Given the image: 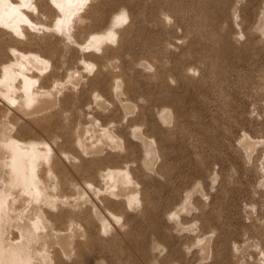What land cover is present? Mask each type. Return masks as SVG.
Segmentation results:
<instances>
[{
	"label": "rangeland",
	"instance_id": "374dc122",
	"mask_svg": "<svg viewBox=\"0 0 264 264\" xmlns=\"http://www.w3.org/2000/svg\"><path fill=\"white\" fill-rule=\"evenodd\" d=\"M3 1L20 3V0ZM130 1L135 4L131 5ZM119 3L125 6L124 10L129 13L130 18L138 14L145 16L143 27L134 37L133 44H136L127 54L128 60L137 65L133 80L159 77L160 74L148 67L147 63L152 62L168 64L167 73L173 78H170V83L176 84V79L188 81L181 84L177 80L178 88L177 85H170L171 89L174 87L173 94L178 97L180 95L182 100L173 96L161 99L158 95L169 87L165 83L156 84L157 86L150 84L151 87L149 83H145L148 87L144 86L149 88L146 89L140 86L143 83L141 80L142 83L139 81L140 85L137 83L136 86L143 88L135 87L133 93L137 95L134 97L131 92L134 100L138 98L137 100L144 101L145 97H151L145 102L152 104L156 99L154 109L179 106L171 111L175 120L168 124L172 126L176 123L174 128L171 127L173 129L170 131L175 130L169 136L177 142L164 146L171 153L162 156L161 162L150 170L153 175L168 173L169 180L161 186L145 182L135 191L140 208L129 216V222L134 227L125 237L107 221L105 226L100 214L94 215L100 236L106 237L98 239V246L103 250L115 247L122 252L117 257L107 259L106 263L140 264V261L129 258L128 244L135 243L142 250L152 247V251L158 254L163 247H159L157 243L164 242L172 247L190 246L177 256L170 254L173 261H184V264H264V25L260 21L262 17L259 12V9L264 8V0H122ZM49 4L51 7L48 11H56L58 6L52 1ZM20 8H23L22 2ZM36 9L32 14L29 12L28 17L32 21L37 19ZM83 10L84 8L70 18L69 28L74 30V22L75 30L71 41L66 40L67 46L64 44L66 49L61 36L51 40L49 46L39 43L38 40H46L43 35L48 30L37 29L29 23L25 25L20 20L19 26L24 32L34 33L36 43L19 42L21 35L14 33V30L6 31L1 23L0 39L6 40L9 51L19 44L21 48L39 52L51 59V70L41 73L44 77V81H41L43 86H49L55 78L66 73L72 76L74 72H85L92 78L97 73L96 67L92 70L84 68L88 71L86 72L79 69V65H69L73 59L77 62L79 56L77 48L70 51L72 41L75 38L85 40L93 34L92 31L95 33V30H99L91 18L89 8L82 19L90 20L92 25L87 31H81L78 21L81 20ZM52 15L54 14L41 16L49 27L53 23ZM128 23L130 21L126 20V25ZM215 24H220L223 31L231 34L230 45L225 49L214 48L211 30ZM107 28L104 26L102 29ZM109 46L112 49L114 42ZM51 48H55L56 53H52ZM92 52L91 48L86 50L89 53L87 59H95ZM144 62L147 67L142 65ZM108 69L113 74L119 71L112 63H108ZM70 75L67 76L69 82L64 84L65 89L61 90L64 92L72 89L73 94L67 97V94L61 95L59 89L63 85L59 84L56 87L57 95L65 98V103L57 111L51 110L46 115L47 121H37L31 117L28 123H48L52 133L45 134L57 135L68 149L77 154L81 149L70 139L75 134L70 120L84 116L86 121L93 99L89 96V85L83 86L81 81L73 77L72 80ZM145 102L143 104L146 105ZM142 103L139 102V107ZM69 110H72V117L69 112L66 115ZM122 112L123 108L116 109L117 114ZM138 118V122H141L142 119ZM108 120L114 118L106 112L102 119L98 118L97 127L105 126ZM5 123H9V118L1 115L0 127ZM153 130L159 140L161 130ZM163 133H168L167 129ZM36 136L44 138L40 132ZM128 146L135 155L143 156V152L134 145ZM247 147L251 149L250 153L246 151ZM122 163V159L115 153L99 163L92 160L88 164L98 170L117 167ZM39 171L44 177V168ZM188 185L197 186L199 191L188 195ZM147 198L155 205L156 212L148 207ZM72 200L75 202L76 197ZM186 204L191 208L198 206L201 210L188 214V207H183ZM93 209L96 210L94 207ZM172 210L181 211L174 215ZM165 213H169L171 219L164 220ZM77 215L78 221L86 220L85 214ZM196 221L200 224L194 225ZM121 222L124 223L123 219ZM155 222L163 226H174L178 234H151ZM65 224L69 226L66 221L62 223ZM73 230L74 228L69 229L71 233ZM110 237L112 238L109 239ZM205 240H209L206 250L196 248L198 242ZM70 251L73 255L75 249ZM165 251L164 248L160 255Z\"/></svg>",
	"mask_w": 264,
	"mask_h": 264
},
{
	"label": "bare ground",
	"instance_id": "6f19581e",
	"mask_svg": "<svg viewBox=\"0 0 264 264\" xmlns=\"http://www.w3.org/2000/svg\"><path fill=\"white\" fill-rule=\"evenodd\" d=\"M51 1L58 6L56 11H48ZM87 2L89 3L85 8ZM119 2L122 0H37L36 4V0H20L17 4L0 0V23L6 31L14 30V33L21 35L19 42L36 43L34 33L24 32L19 26L20 20L25 25L29 23L37 29L48 30L43 35L46 40H38L39 43L49 46L51 40L61 36L66 49V40L71 41L75 30L74 22V30L69 28L70 18L83 8L81 20L78 21L81 31H87L92 25L90 20L82 19L89 8L91 18L99 28L95 33L92 31L93 34L85 40L75 38L72 41L70 51L77 48L79 56L77 62L73 59L69 63L70 66L79 65L81 68H78L82 70L96 67V75L90 78L85 72H74L72 76L66 73L55 78L49 86L41 83L44 81L41 73L51 70L53 64L51 66L50 58L21 48L19 44L9 51L6 40L0 39V116L9 118V123L0 127V264H108L107 259L117 257L122 252L115 247L103 250L98 246V239L106 237L100 236L94 215L100 214L105 226L107 221L125 237L134 227L129 222V216L140 208L135 191L142 183L161 186L170 178L166 172L153 175L150 170L161 162L162 156L171 153L164 146L177 142L169 136L175 130L170 131L176 123L171 124L173 128L169 123L175 120L171 111L179 106L157 107L155 111L153 103L156 99L154 101L153 98L152 106L151 102H148L150 105L146 103L151 97H145L142 100L143 103L146 100L145 105L138 98L134 100L131 94L135 93L137 83L142 80L141 85L138 83L140 86L146 85L145 83H149V87L150 84L169 85L167 91L164 88V93L158 95L161 99L173 96L182 100L180 95L178 97L173 94V86L187 83L188 80L176 79V84H172L169 82L172 77L167 73L168 64L152 62L147 63L148 67L160 74L159 77L133 80L137 65L128 60L127 54L136 44H133L134 37L143 27L145 16L138 14L130 18L129 13L124 10L125 6H121ZM130 4L135 3L130 1ZM35 9L38 12L35 15L37 19L32 21L28 16ZM259 12L262 17L260 21L264 25V8L259 9ZM49 14H54L50 27L41 17ZM126 20L130 24L126 25ZM104 26L108 28L103 30ZM211 36L214 48L225 49L230 45L231 34L223 31L220 24H215ZM113 42L115 46L111 49L109 45ZM90 48L94 60L87 59L89 53L86 50ZM50 51L56 53L55 48ZM108 63L117 66V74L109 71ZM147 64L142 63L144 67ZM162 71L165 72L161 73ZM68 74L71 79L73 77L81 81L83 86L88 84L91 90L89 96L93 99L86 121L84 116L70 120L75 130L70 139L81 149L77 154L68 149L57 135L45 134L52 133L48 123H28L31 117L37 121H47L46 115L51 110L57 111L65 103V98L61 95L67 94V97L73 94L72 89L63 92L64 84L69 82ZM59 84L63 86L59 89L62 94L58 97L56 87ZM170 85H173L172 89ZM140 86L139 89H142ZM147 87L145 88L149 89ZM139 102L142 103L141 107ZM118 108H123V112L117 114ZM68 112L72 117V110L67 111L66 115ZM106 112L114 120H108L105 126L98 128V118L102 119ZM138 117L142 119L141 122H138ZM154 128L161 130L159 140ZM165 129L168 133H163ZM34 131L42 133L44 138L37 137ZM128 145H134L143 152V156L135 155ZM246 151L250 153L251 149L247 147ZM115 153L123 161L120 166L96 170L88 164L92 160L99 163ZM43 168L44 177L39 171ZM76 188L78 189L74 191ZM198 191L197 186H187L188 195ZM73 197H76L75 202ZM146 203L153 212L157 211L148 198ZM183 207H188V214L201 210L198 206L191 208L187 204ZM180 211L172 210L174 215ZM77 214H85L86 220L79 222ZM169 215L165 213L163 219H171ZM122 219L124 223L121 222ZM65 221L69 226L62 225ZM198 224L199 221L194 223ZM71 228H74L72 233L69 231ZM150 232H159L161 235L178 234L174 226H163L159 222L153 223ZM74 234L77 236H73ZM208 242L209 240L200 241L196 248L206 250ZM157 245L163 247L161 251L166 249L162 255L161 251L158 254L153 252L152 247L142 250L131 242L128 244L129 258L140 261V264H184V261H173L170 254L177 256L190 248L189 245L172 247L164 242ZM74 249V254L71 255L70 250Z\"/></svg>",
	"mask_w": 264,
	"mask_h": 264
}]
</instances>
